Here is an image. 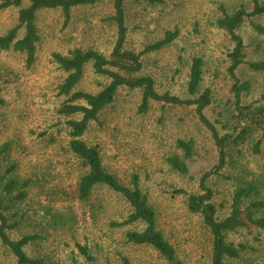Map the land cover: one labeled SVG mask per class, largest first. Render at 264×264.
<instances>
[{
  "label": "rangeland",
  "instance_id": "374dc122",
  "mask_svg": "<svg viewBox=\"0 0 264 264\" xmlns=\"http://www.w3.org/2000/svg\"><path fill=\"white\" fill-rule=\"evenodd\" d=\"M264 4V0H258ZM25 7L29 2L25 1ZM245 8L253 11L250 0H161L150 4L145 0H126L128 36L125 50L142 52L146 46L161 40L167 31H178V38L166 48L144 54L139 77H150L156 91L181 99L198 100L207 90L211 104L207 118L221 136L235 125L234 95L229 75V58L235 44L218 21L224 12L230 15ZM19 9L0 13V36L17 25ZM115 0L73 9L67 23L60 9H43L36 25L40 41L35 62L27 65V55L14 50H0V149L10 145V163L17 166L22 182L30 181L24 201L11 202L6 214L11 223H19L7 235L13 241L26 236L40 238L25 247L29 257L47 264H90L79 253L77 245L88 246L98 264H122L121 257L131 264H168L150 247L126 243V234L143 231L136 223L113 228L110 223L124 222L130 214L128 203L107 188H99L91 200H78L77 186L84 170L69 152L66 121L58 114L67 99L59 88L67 74L53 61V54L68 55L72 50H97L110 56L117 41L113 20ZM264 26V16L246 20L237 33L245 45L249 62L264 60V35L253 25ZM23 32L21 33V37ZM204 62L203 79L195 96L188 92L192 59ZM251 83V91L243 95L244 104L264 105V73L251 71L247 65L238 73ZM109 79L95 73L88 64L77 91L100 92ZM141 89H119L115 101L89 126L84 141L98 147L104 166L126 186L137 176L142 191L157 214V223L166 239L175 247L183 264H212L214 238L204 216L190 212L187 195L201 197V178L219 163V149L211 131L200 121L196 105L166 106L152 101L147 113L139 109ZM254 134L239 151L233 150L230 164L206 182L213 195L205 207L216 209L215 218L229 215L232 196L238 187L257 183L264 198V153L253 151ZM180 141L192 143L193 154L186 157ZM179 157L186 161L189 173L183 175L167 163ZM5 163L4 166H8ZM5 168L3 171H5ZM0 169V177L2 175ZM7 205V203H6ZM77 214L75 230L48 228L50 210ZM211 209V208H209ZM212 213V211H211ZM227 242L243 244L257 251L243 253V259H226L225 264H264V232L255 228L240 229L226 235ZM0 264H17L13 252L0 239Z\"/></svg>",
  "mask_w": 264,
  "mask_h": 264
},
{
  "label": "trees",
  "instance_id": "16d2710c",
  "mask_svg": "<svg viewBox=\"0 0 264 264\" xmlns=\"http://www.w3.org/2000/svg\"><path fill=\"white\" fill-rule=\"evenodd\" d=\"M25 1L29 6L25 7ZM107 0H0V13L10 8L19 9L18 22L5 35L0 36V50L25 53L27 65L31 66L36 58L37 44L40 41L36 25L37 15L43 9H60L64 13L65 21L71 19L73 9L92 6ZM126 0H115V15L113 17L117 26V41L110 56L97 50H83L80 48L72 50L64 56L53 54V61L62 69L67 78L59 88V93L67 99L60 106L58 114L66 119L79 115L80 119H69L66 121L68 135V149L77 160L79 166L84 170L80 176L77 195L83 204L88 203L99 188H107L116 195L121 196L130 207V214L122 223L112 222L113 228H122L136 223L145 225L143 231H131L126 234V243L136 246L150 247L168 264H183L177 257L175 247L166 239L158 228L157 214L150 205L147 195L141 189L139 178L132 177L131 186L124 185L114 174L110 173L104 166L101 152L98 147H93L84 141V136L92 122L97 121L99 115L110 106L122 87L128 89H141L143 91L142 103L139 111L144 114L150 109L152 101L163 103L166 106L196 105L197 115L202 124L207 127L217 143L219 149V163L213 171L205 174L200 181L202 190L206 191L200 199L185 190H176L175 195H187L190 212L202 214L206 225L211 229L214 238L212 264H225L226 259H243V253L257 250L247 245L227 242L226 235L240 229L252 230L253 228L264 232V198L257 183H246L238 187L233 196L231 210L228 216L217 220L214 216L216 209L204 206V202L212 198V191L207 189L206 182L213 175H218L230 164L233 150L239 151L242 145L248 144L254 134L258 140L254 141L253 151L260 155L264 153V105L256 106L244 104L243 95L251 91V83L242 80L238 73L242 66L257 73H264V60L249 62L245 52L244 41L237 33L241 25L254 17L264 16V4L258 0H250L253 3V11L248 12L245 8L230 15L224 12V16L218 21V26L228 32L235 47L230 53L231 65L229 75L233 81L231 91L234 95L235 125L230 133L221 136L215 125L207 118L205 110L211 104L210 91H206L198 100L181 99L170 94H159L155 84L150 77H139L143 65L141 58L144 54L157 52L169 46L179 36L178 31H167L165 36L148 46L140 53L125 50L128 36L126 25ZM150 4L161 2V0H145ZM254 30L264 35V26L253 25ZM23 36L21 37V33ZM93 64L95 73L109 79V84L96 94L77 91L76 88L82 81L85 68ZM204 62L201 58L192 59L190 68V80L188 92L191 96L197 95L203 79ZM1 91V88H0ZM264 100V95L262 96ZM1 103V100H0ZM178 146L183 150L186 157H191L192 143L180 141ZM10 145L6 144L0 149V169L3 172L0 177V239L9 248L17 259V264H47L43 259H33L28 256L25 247L39 240L38 235L26 236L20 241H13L7 235V231L19 226V223H11L6 212L12 208L11 202L24 201L27 197L26 190L30 181L22 182L16 175L17 166L10 163ZM5 163L9 165L4 166ZM167 163L175 171L187 175L188 164L179 157L167 159ZM5 168V171L3 169ZM7 203V205H6ZM48 228L62 229L71 228L75 230L77 225V214L70 209L65 215L60 211L50 210L48 212ZM79 253L90 264H98L97 259L91 254L88 246L77 245ZM258 252V251H257ZM122 264H131L129 259L121 257ZM248 262L245 261L244 264Z\"/></svg>",
  "mask_w": 264,
  "mask_h": 264
},
{
  "label": "water",
  "instance_id": "95a60500",
  "mask_svg": "<svg viewBox=\"0 0 264 264\" xmlns=\"http://www.w3.org/2000/svg\"><path fill=\"white\" fill-rule=\"evenodd\" d=\"M209 210V212L211 213V209H208Z\"/></svg>",
  "mask_w": 264,
  "mask_h": 264
}]
</instances>
